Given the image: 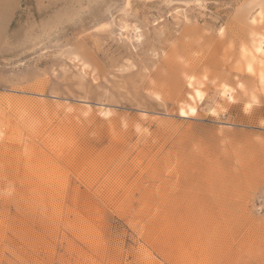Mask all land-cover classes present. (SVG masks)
Wrapping results in <instances>:
<instances>
[{"label":"rangeland","instance_id":"1","mask_svg":"<svg viewBox=\"0 0 264 264\" xmlns=\"http://www.w3.org/2000/svg\"><path fill=\"white\" fill-rule=\"evenodd\" d=\"M261 35L264 0H0V264H264Z\"/></svg>","mask_w":264,"mask_h":264},{"label":"bare ground","instance_id":"2","mask_svg":"<svg viewBox=\"0 0 264 264\" xmlns=\"http://www.w3.org/2000/svg\"><path fill=\"white\" fill-rule=\"evenodd\" d=\"M259 4L261 3H258V5ZM261 14H262V10L260 7V9H258V11H256L254 16L252 17L251 23L254 24L260 22V20L262 19ZM263 41H264V35H261L260 37L257 36L255 37L254 42L251 44L252 45L251 50H249V47H247L246 45H242L240 47V65L247 74L256 77L259 82L264 81V70L262 68V59H261V56H263L264 54V50L262 48ZM218 90H219V94L223 97H228L230 95V88L225 84H221ZM200 100H201V94L199 91L195 90L193 92L192 101L196 102ZM193 110L194 108L188 105L185 109L181 108L179 110V113L185 116L192 113Z\"/></svg>","mask_w":264,"mask_h":264}]
</instances>
